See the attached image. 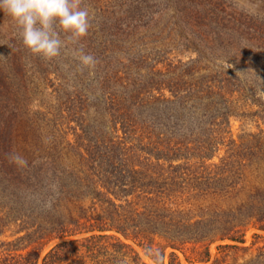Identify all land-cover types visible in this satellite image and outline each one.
<instances>
[{
    "label": "trees",
    "instance_id": "1",
    "mask_svg": "<svg viewBox=\"0 0 264 264\" xmlns=\"http://www.w3.org/2000/svg\"><path fill=\"white\" fill-rule=\"evenodd\" d=\"M250 3L82 0L88 34L62 33L51 61L0 10V264H148L136 245L183 264L191 243L207 263L213 243L264 231L262 187L198 203L244 193L264 163V0Z\"/></svg>",
    "mask_w": 264,
    "mask_h": 264
},
{
    "label": "clouds",
    "instance_id": "2",
    "mask_svg": "<svg viewBox=\"0 0 264 264\" xmlns=\"http://www.w3.org/2000/svg\"><path fill=\"white\" fill-rule=\"evenodd\" d=\"M82 0H0V10L16 24L23 44L33 55L51 61L61 55L66 47L61 34L74 44H79L91 27L93 13L81 6ZM81 70H94L97 60L83 48L74 50ZM17 164L27 161L18 153L10 155Z\"/></svg>",
    "mask_w": 264,
    "mask_h": 264
},
{
    "label": "rangeland",
    "instance_id": "3",
    "mask_svg": "<svg viewBox=\"0 0 264 264\" xmlns=\"http://www.w3.org/2000/svg\"><path fill=\"white\" fill-rule=\"evenodd\" d=\"M241 5H245L247 7H254L250 0H233ZM158 44V42L154 43ZM243 121V120H241ZM241 121L238 119H234L232 123L233 134L237 136L240 133L241 129ZM245 190L244 193L238 196H225L218 195L215 197H206L200 198L199 202L203 204H211L216 203L218 205L230 206L238 204L239 202L247 199V194L250 190L256 187L264 188V163L258 162L254 166H252L251 170H249L247 174V180L245 182ZM196 201V200H195ZM244 242H232L226 241L225 243H235L238 248L229 249L226 251H220L218 249V245L221 242L213 243L210 247L212 252V258L207 263H195V264H246L252 258H254L259 251L264 247V231L260 230L255 224L248 225V228L245 232ZM159 243H164L162 239H157ZM55 242L51 243L46 250L50 249ZM137 250L141 253V256L145 262L148 264H156L154 263L146 254L145 251L136 245ZM204 246L201 244L191 243L188 244L183 251H177L180 257V260L183 264H193L192 261L198 257V253L204 250ZM45 250V251H46ZM172 249H169L171 251ZM165 264H168L165 263Z\"/></svg>",
    "mask_w": 264,
    "mask_h": 264
}]
</instances>
